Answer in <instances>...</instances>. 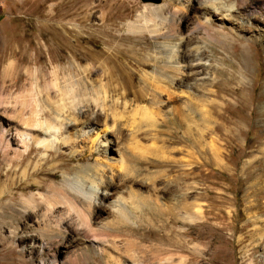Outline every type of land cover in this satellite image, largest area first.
I'll list each match as a JSON object with an SVG mask.
<instances>
[{"label":"rangeland","instance_id":"374dc122","mask_svg":"<svg viewBox=\"0 0 264 264\" xmlns=\"http://www.w3.org/2000/svg\"><path fill=\"white\" fill-rule=\"evenodd\" d=\"M183 1L0 0V192L3 185L25 180L18 160L8 167L3 152L8 144L10 153L17 147L13 128L22 122L21 101L38 93L41 98L55 96L60 85L75 86V79L94 97L106 82L111 92L121 84V92L126 88L128 93L126 98L119 94L107 116H98L94 104L84 101L81 106L95 110L91 133L98 131V140L106 128L113 142L107 154L117 148L123 155L122 164L110 162L114 174L109 189L122 188L125 198L134 190L142 205L134 209L133 224L115 223L104 202L92 212V230L68 215L71 223L66 224L65 245L57 250V264L69 253L84 259L83 245L94 264H115L100 247L124 264H264V15L252 19L233 11L231 21L215 19L207 32L192 31V21L204 15L207 0H193V6ZM163 3L167 6L159 9L155 23L168 29V10L181 8L174 23L179 22L182 38L171 37L164 46L156 44L147 28L128 29V22L143 23L150 6ZM231 3L222 4L228 8ZM173 44L180 53L202 46L207 61L197 75L173 85L174 95L158 108L153 94L170 83L164 75ZM149 54L157 58L161 76L147 63ZM100 61L111 67V77L102 76ZM22 112L28 115V106ZM111 128L120 132L116 142ZM46 131L52 154L40 148L25 157L31 174L27 185L14 191L13 205L10 193L0 194V214L10 216L12 207L21 208V196L50 195L47 184L59 181L63 170L105 157L100 146L90 155L85 137L65 146ZM38 167L43 173L32 174ZM37 181H44L42 190ZM140 201L134 199L135 204ZM63 209L57 207L55 217ZM31 217L29 231L35 220ZM9 218L0 219V264H24L22 259L26 264H52V251L40 243L36 250L3 258V239L13 228ZM105 222L108 227L99 226Z\"/></svg>","mask_w":264,"mask_h":264},{"label":"bare ground","instance_id":"6f19581e","mask_svg":"<svg viewBox=\"0 0 264 264\" xmlns=\"http://www.w3.org/2000/svg\"><path fill=\"white\" fill-rule=\"evenodd\" d=\"M192 1L193 0H184L183 2L188 4V6H193ZM224 1L225 0H207V3L203 5V10L205 11L204 15L201 18L196 17L192 21V31L199 29L207 32V28L214 25L215 19L221 20L222 22L231 21L229 16L233 11L252 19L261 20V16L264 15V1L229 0L232 1V3L228 8L223 6L222 3ZM164 6H167V3L150 6L151 11L147 13L148 15L150 14V16L145 17L143 23H139L136 20L128 22V29L133 32H138L147 28L146 30L151 34V37L157 41L156 44L160 43L164 46H168L171 43L167 41L171 39V37L178 36L182 38L179 22L176 24L174 23L175 18L178 17L182 11L181 8L174 7L168 10L167 16L169 17L165 18V20L170 22L168 29H162L155 23L156 17L160 15L159 9L162 11L161 9ZM139 17L142 18L143 14L138 15V18ZM159 37H162L165 41L158 42ZM62 38H65V36L61 37V39ZM176 46L177 44H173L174 49L169 52L167 62L165 63L169 70L165 73L164 79H167L170 83H168V86L162 85L163 89L155 90L153 94L154 102L158 108L166 105L169 97L174 95V90L172 89L173 85L183 83L189 75H197L199 67L205 65L207 61L206 58L202 57V46H192L189 51L182 53L178 52ZM97 59V56L93 57V64L97 63ZM94 61L96 62L94 63ZM148 62L154 66L153 73L157 76H161L162 73L158 70V60L155 55L152 56L149 54L147 57V63ZM92 67L91 64L89 69ZM97 67L102 69V76H112L111 67H109L105 61L98 62ZM205 67L209 68L210 66ZM147 74V72L143 73V75ZM55 78L57 79V77ZM78 80L75 79V86L70 84V82L60 85L56 89L55 96L50 97L49 94H46L45 97L41 98L38 93L36 96H33V98L30 97L31 99L29 98L27 101H21L23 106H21L22 108L19 115L22 122L20 121L21 123L13 128V133L17 137V147L14 150L12 149V153H10L9 149L11 147L8 144L3 149V152L5 158L8 160V167H11L14 160H18L17 165L22 168L21 177L25 180L23 183L14 182L3 185L0 194H3L4 190L10 193L11 196L8 201L13 205L15 203L14 191L21 187H25L27 185L26 179H28V175H31L28 171L29 165L24 163L25 157L28 156L33 149L39 150L40 148L52 154L53 145L50 140L44 136L47 134L46 130H49V136H51L52 140L59 141V145H74L78 141V138L85 137L91 144L88 150L90 151V155L97 153V148L100 146V150L105 157L103 160L97 158L94 162L79 164L73 168L63 170L59 181H52L47 184L48 188L52 191L50 195H44L38 192L37 194L33 193L29 196H21L19 198L21 208L16 210L12 207L10 216L5 213L0 214V219L2 221L10 217L9 222L11 225H9L13 227L9 230L10 237H5L3 239L5 243L3 248L7 250L3 257L4 259L15 258L13 256L14 251L23 253L28 250H36L35 245L40 243L48 247V252L52 251L51 263L57 264V250L66 241V224L71 223V219L67 218L68 215L74 214V218L80 226L92 230L94 227V222L92 220L93 211L104 207V202H106L105 206L109 209L115 223L133 224L132 219L135 217L134 211L140 209L142 205L141 201L137 198L140 195L133 192L134 190L130 191L131 194L125 198L121 194L123 191L121 190L122 188L115 192L109 189V186L113 185L112 176L114 174L110 162L122 164L124 159L123 155L117 148L113 151L115 154H107L113 142L109 139V136H106V128L102 132V139L98 140L100 137L98 131L91 133V130H93L92 126L96 123L93 117L95 110L90 108L89 105L81 106L84 101L94 104L99 110L98 116H100L101 113H105L107 116L108 109L112 108L114 103L119 101V94H123L124 98L127 97L128 93L126 92V88H124V92L122 93L121 84H119L120 86L113 85V91L111 92L109 88L110 83H102L100 91H96L97 95L94 97L91 93L86 91V88H83L78 83ZM54 86H58V84L54 83ZM163 91L166 93H163ZM108 100H113V102L107 104ZM126 100L127 99H124V101ZM125 104L124 102V105ZM27 106L29 109L28 115L22 112V109H25ZM42 113L45 114L44 117ZM111 127H113V125ZM111 129L109 133L112 134L111 136H114L113 138H115L116 142L120 132L116 130V128ZM59 130H61L60 135L57 134ZM30 142L36 144V147L29 148ZM59 145L56 144L57 147ZM57 155H60V153H57ZM80 155L83 156V152H81ZM39 173H43L40 167L35 168L32 174ZM44 184V181H37L39 190L44 188ZM54 191H58V193L55 194L53 193ZM127 192H129L128 189ZM36 195L40 197L39 201L35 199ZM1 196L2 195H0V197ZM134 199L140 201V204H135ZM132 203L134 207L130 206ZM57 207L64 208L63 211L60 210V213L63 215L55 217L54 213ZM30 217L35 218L34 222L31 224V231L28 230V220ZM99 226L108 227V224L105 222L99 224ZM41 239H46V243H41ZM66 246H68V244H66ZM80 248L85 252L84 259H77L73 254L71 255L69 253L64 255L60 264H94L90 250L87 249L85 245ZM100 251L105 254V258L112 259L115 264H124L121 258L113 257L106 249L100 247ZM12 259L9 261H12ZM22 261L24 264L27 263L25 259H22Z\"/></svg>","mask_w":264,"mask_h":264},{"label":"water","instance_id":"95a60500","mask_svg":"<svg viewBox=\"0 0 264 264\" xmlns=\"http://www.w3.org/2000/svg\"><path fill=\"white\" fill-rule=\"evenodd\" d=\"M142 1H152V2H158L159 0H142Z\"/></svg>","mask_w":264,"mask_h":264}]
</instances>
